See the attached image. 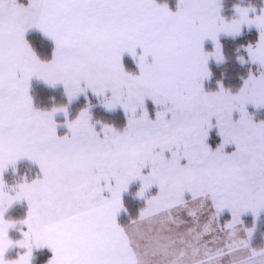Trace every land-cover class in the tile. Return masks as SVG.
<instances>
[{"label": "snow or ice", "instance_id": "6c2138e0", "mask_svg": "<svg viewBox=\"0 0 264 264\" xmlns=\"http://www.w3.org/2000/svg\"><path fill=\"white\" fill-rule=\"evenodd\" d=\"M220 8V0H178L176 10L167 0H0V264H32L33 249L45 246L54 253L48 264H144L117 222L122 193L136 180L140 197L159 188L146 197L139 223L180 211L196 243H215L216 227L228 233L207 264L249 248L252 230L242 239L237 226L242 214L264 211V121L254 122L246 106H264V71L237 94L223 87L207 93L202 80L209 57L223 58L218 34H236L244 24L260 30L248 53L264 65V12L250 18L249 9L237 7L239 19L229 22ZM32 28L54 40L52 59L32 50ZM207 38L214 53L203 49ZM138 48L133 74L122 58L137 57ZM33 77L62 83L69 100L90 90L108 110L122 107L126 126L98 130L89 105L66 121L70 135H58L54 116L67 108H35ZM148 99L158 106L154 119ZM214 127L223 138L215 150L207 143ZM228 145L235 149L226 151ZM23 158L38 162L43 175L9 187L4 173ZM21 200L29 211L14 240L15 222L5 213ZM226 209L232 218L221 224ZM13 246L25 252L9 261Z\"/></svg>", "mask_w": 264, "mask_h": 264}, {"label": "rangeland", "instance_id": "374dc122", "mask_svg": "<svg viewBox=\"0 0 264 264\" xmlns=\"http://www.w3.org/2000/svg\"><path fill=\"white\" fill-rule=\"evenodd\" d=\"M175 1H176V4L172 5L173 4L172 0H167L168 4L172 10H176V5L178 3V0H175ZM22 2L27 3V0H22ZM220 5H221L220 15L224 18L225 21H229V22L232 21L233 19H239V14L236 11L237 7L242 8V9H249V17L250 18H254L256 15H259L262 12H264V0H220ZM259 31H260L259 28L255 24H253L251 26H249L248 24H244L241 26V30L236 34H230V33H226V32H221L218 34V41H219L220 46H221V55L223 58L218 61L214 55L209 57L208 63H207V69H208L209 75L206 76L202 80V87H203V90L205 92L215 93V92L220 91L221 87H223L224 90L230 91L232 94H237V93H239L240 89L243 87L245 80H247L250 75H253L256 77L260 76L261 72L264 71V65H261L258 62L253 63L250 56H249V53H248L249 46L250 45L255 46V44L258 42ZM251 34H253L255 36V39H253V40L252 39H249V40L245 39L244 40V38L247 35H251ZM33 35H38L43 40L47 41L50 45L52 44L49 55L47 52H43V50H42L41 54L37 52V50L34 48V46L32 45V42H31V37ZM222 37H227L228 39H231L230 42L232 43L233 47L235 48V51L238 53V56H236L237 58H235L236 61L238 62V64L236 65L238 67V69H233L234 70V78H233L232 72L229 71V69H227L228 66L227 65L225 66V64L227 63V58L224 55V50H223L224 45H222V42H221ZM238 37H242V39H241L242 41L237 40L236 38H238ZM26 39L28 41H30L29 44H30L32 50L36 53L37 57H39L41 60H44V61L52 59L53 53L55 51V42L49 36L45 35L44 32H42V30H40L38 28L29 29L26 33ZM203 49L205 52L214 53L215 52V42L211 38L205 39V41L203 42ZM141 53H142V50L139 48L137 49L138 55L135 58L130 53H127V52L124 53L122 59H123V65H124L126 71L133 73V74L139 73V67H138L137 59H138L139 54H141ZM149 59H151V57H149ZM212 62L216 63L217 65H220V67L222 69V74L227 72V74L231 77V79H234V85H235L234 87H232V86L226 87L225 85H223L221 83H217L215 81L216 77H213V72L211 70V63ZM235 75H236V79H238L240 83H237L235 81ZM227 79L230 80V78H227ZM38 82H41L43 84V86H46L47 88L57 89L63 95V99L62 100H56L53 102L48 101L51 104V107L47 108V109L37 107L35 105L34 97L31 93V89H32L33 84L35 85ZM29 91H30V95H31L32 100H33L34 107L39 109V110L53 111L54 109H57L60 107H66L67 108V115H65V113L63 111H60V112H56L55 116H54V119L57 122V134L60 136H63L65 134L70 135L66 121L74 120L79 115V113L84 108L89 107V105L91 106L90 112L92 114V120L96 124V127L98 130L100 128H102V126L104 124L114 126L115 128H118V129L124 128L127 124V115L124 112L122 107L118 106L115 109L108 110L104 106L103 97L94 95L90 90L87 92V94L82 93L79 96L69 100L68 94H67V92L64 88V85L62 83L57 84L55 86H51L47 82H45L43 79H40L38 77H33L30 81V90ZM76 104H79L80 107L78 108V111L75 114H71L70 108ZM95 105L100 107V109L103 110L105 113L119 114V116H118L119 118L125 119L124 124L119 125L116 123L103 122V121L99 120V119H103L102 118V117H104L103 114L101 116H99L98 119L93 118L94 115L92 113V108ZM146 107L149 111L151 118L154 119L156 111L158 110V106L155 105L151 99H148V100H146ZM246 107H247L248 113L252 116L254 122L259 123V122L264 121V106L257 108L254 105L249 104ZM141 112H142V109L140 111H138V115L141 114ZM239 117H240V113L237 110L233 113V119L238 120ZM213 123H215V118H213ZM222 139L223 138L218 133V129L214 127L210 131V135H209V138L207 140V143L211 146V148L213 150H215L222 143ZM234 149H235V145H228V146H226L225 150L228 152H231ZM166 155H168V153H166ZM148 171H149V169H145L144 170L145 174ZM42 175H43V173H42V170H41L38 162H35V161L28 159V158H23V159L19 160L15 165L10 166L5 171L4 178L7 182V185L9 187H12V186L18 185L20 183H23L25 180L31 182L32 180H35L37 178H41ZM132 185H137L136 191H135V196L143 201L144 206L147 205L146 197H150L152 195H155L159 191L158 186L153 185L151 187V189H149V191L146 192L145 197H140L138 195V192L142 186V182L140 180H136V181H133L129 185L128 189L122 193V197L129 190L133 191V188L131 189ZM104 195L110 196V193L105 191ZM28 211H29V205H28L26 200L16 201L11 207H9L7 209V211L5 213V219L15 222V228H13L9 233V235L11 236L12 239L19 240L22 238L21 229H25V225L21 222L27 217ZM206 211L209 212L210 209L206 208ZM261 216H264V211H261L259 216H256L251 211H248V212L241 215V221H242L241 224L244 225L246 228L252 230V236L249 239V242H251V240H252V237L254 234V227L247 224L246 218L247 217H253L254 222H257V221H259V218ZM228 218H229V220H231V218H232L231 212H230V210L226 209L221 214V216L219 218L220 223L221 224L226 223ZM261 224H262V221L260 220V225ZM262 238H264V237H262ZM262 245L264 246V240L262 241ZM262 245L255 247L252 244L253 247L250 246V248L255 249L257 247H261ZM23 252H25L24 248H19V247L13 246V247L8 249L7 254H6V259L9 261L15 260ZM51 254H52V256H51ZM53 255H54V253L47 246L40 247V248H34L33 249V257H32V264H37L36 263L37 256L38 257L40 256L39 264H48V261L53 257Z\"/></svg>", "mask_w": 264, "mask_h": 264}, {"label": "crops", "instance_id": "0c3cea01", "mask_svg": "<svg viewBox=\"0 0 264 264\" xmlns=\"http://www.w3.org/2000/svg\"><path fill=\"white\" fill-rule=\"evenodd\" d=\"M122 210L123 208L118 216ZM208 213L205 208L202 220L207 219ZM139 218L140 215L126 224H120L118 220L117 222L131 234L134 245L142 253L144 264H207L208 255L214 253L228 238L226 231L216 227L213 233L217 238L215 243L207 246L203 242L196 243L194 234L188 231L192 225L190 222L184 223L186 217L180 211L172 212L160 219L146 220L143 223H139ZM227 221H230L229 218ZM237 227L239 237L249 239L248 228L242 224ZM249 243L253 247L252 243ZM250 246L223 256L217 264H264V246L255 249H251Z\"/></svg>", "mask_w": 264, "mask_h": 264}, {"label": "trees", "instance_id": "16d2710c", "mask_svg": "<svg viewBox=\"0 0 264 264\" xmlns=\"http://www.w3.org/2000/svg\"><path fill=\"white\" fill-rule=\"evenodd\" d=\"M172 2H173L172 5L176 4L175 0H172ZM37 36L38 35H33L31 37L32 45L34 46V48L37 50L38 53L41 54V52L43 50V52H47L49 55L52 46L47 41H45L42 38H40L39 36L38 37ZM236 39L241 40L242 37H238ZM245 39H247V40L252 39L253 40V39H255V36L253 34L247 35L244 38V40ZM230 40L231 39H228L227 37L221 38L222 45H224L223 46L224 55L227 58V63L225 64V66L226 65L228 66L227 69H229V71L232 72L233 78H234V70L233 69H238V67L236 66L238 64V62L235 59V58H237L236 56H238V53L235 51V48L233 47ZM211 70L213 72V77H216L215 81L217 83H221V84L225 85L226 87H231V86L234 87L235 86L234 85V79H231V77L227 74V72L222 74V69H221L220 65H217L216 63L212 62L211 63ZM227 78H230V80ZM235 81L237 83H240L239 80L236 79V75H235ZM31 93L34 97L35 105L39 108H45V109L50 108L51 104L49 102H53L56 100H62L63 99V95L57 89L47 88L46 86H43V84L41 82H38L35 85L33 84L32 89H31ZM79 107H80L79 104H76L73 107H71L70 108L71 114H75L78 111ZM92 113L94 115L93 118H95V119H98L99 116H101L103 114L104 115V117H102L103 119H99L103 122L116 123L119 125L124 124V122H125V119L118 117L119 114L105 113L97 105H95L92 108ZM136 186L137 185H132L131 189L133 188V191L129 190L122 197L124 208H123V211L119 214V216L117 218V220L120 224H126V223L136 219L140 215L141 210L144 207L143 201L135 196ZM246 220H247L248 225L254 227V234H253L251 243L254 246L262 245V241L264 240V238H262V237H264V216H261L259 218V221H257V222H254L253 217H247ZM260 220L262 221L261 225H260ZM39 261H40V256L39 257L37 256L36 263L39 264Z\"/></svg>", "mask_w": 264, "mask_h": 264}, {"label": "bare ground", "instance_id": "6f19581e", "mask_svg": "<svg viewBox=\"0 0 264 264\" xmlns=\"http://www.w3.org/2000/svg\"><path fill=\"white\" fill-rule=\"evenodd\" d=\"M171 8V7H170ZM29 35V34H28ZM29 37V36H28ZM36 37V36H35ZM38 37V36H37ZM28 39V38H27ZM32 40V39H31ZM28 42H30V41H28ZM51 46H52V44H51ZM58 119V118H57Z\"/></svg>", "mask_w": 264, "mask_h": 264}]
</instances>
